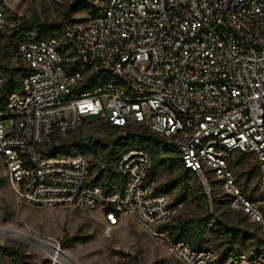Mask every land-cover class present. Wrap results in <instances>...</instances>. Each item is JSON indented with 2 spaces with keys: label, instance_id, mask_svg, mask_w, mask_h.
I'll return each mask as SVG.
<instances>
[{
  "label": "built area",
  "instance_id": "2783aa9c",
  "mask_svg": "<svg viewBox=\"0 0 264 264\" xmlns=\"http://www.w3.org/2000/svg\"><path fill=\"white\" fill-rule=\"evenodd\" d=\"M76 2L88 8L63 23L61 38L34 33L15 48L27 71L0 102V158L17 199L101 210L109 228L128 217L182 264H264V242L229 262L209 247L175 241L165 226L180 205L147 183V150L118 151L112 164L126 184L106 193L93 183L88 150L57 148L91 116L150 129L176 144L209 198L211 175L220 180L264 239V216L229 167L244 154L264 173V0ZM7 22L0 7V37ZM4 82L0 71V88Z\"/></svg>",
  "mask_w": 264,
  "mask_h": 264
},
{
  "label": "rangeland",
  "instance_id": "374dc122",
  "mask_svg": "<svg viewBox=\"0 0 264 264\" xmlns=\"http://www.w3.org/2000/svg\"><path fill=\"white\" fill-rule=\"evenodd\" d=\"M70 0H3L0 6L7 15L3 35L7 38L18 25L58 23ZM33 31L9 39L4 56L0 48V71L7 64L19 65L15 48L19 41L31 38ZM6 43L0 40V45ZM91 120L98 116H91ZM80 130L87 137L106 139L101 122L82 123ZM172 143V142H171ZM93 161V142H84ZM101 146V145H100ZM122 149V148H121ZM163 156V154H162ZM237 187L252 201L264 216V173L257 161L248 155H235L229 161ZM167 165L157 175L155 185H163L175 178ZM211 197L205 199L197 178L191 182L192 193L179 205L176 219H196L205 212L213 213L223 226H210L202 245L216 252L222 260L226 245V230H234L237 253L257 251L263 244L261 225L233 203V197L221 181L211 175ZM174 203L178 190L165 192ZM251 197V199L248 197ZM0 247L21 252L26 264H182L156 238L128 217L109 228L101 210L85 211L74 207H38L19 201L8 183L0 158ZM61 257H57L59 254ZM0 264H16L9 255Z\"/></svg>",
  "mask_w": 264,
  "mask_h": 264
},
{
  "label": "trees",
  "instance_id": "16d2710c",
  "mask_svg": "<svg viewBox=\"0 0 264 264\" xmlns=\"http://www.w3.org/2000/svg\"><path fill=\"white\" fill-rule=\"evenodd\" d=\"M70 1L63 14V18L58 23H34L30 26L18 25L12 28V33L7 38H5L2 33L0 40L6 42L0 45L2 56H4L6 52V45L4 44H7L9 39L16 38L21 33L33 31V33H36L35 39L55 36L61 38V27L63 23L80 10L88 8L81 2L71 4ZM2 4L3 0H0V6ZM3 70L5 73V82L0 88V102L4 101L8 93L21 88L22 78L26 75L27 71L26 67L21 63L19 65L7 64ZM97 120L98 119H96V121ZM94 121L95 120H90L89 122H86L85 120L82 123H91ZM99 122H101L104 131L108 133L106 139H100L93 136L87 137L78 127L70 133L68 138H60L57 145L59 151H64L65 149L85 150L84 142L88 139L90 143L93 142L95 155L100 156L98 152L100 149L102 157L100 156L99 160L95 158L96 160L93 161L91 168V171L94 174V184L100 185L106 193H111L115 189L122 190L126 182L124 176H122L112 164L114 156L121 148L140 147L147 150L153 159L150 173L147 177V183H155L161 166L167 165L170 171L177 175L167 183L157 186L156 190L164 193L178 190L174 202V204L178 205L184 201L188 193H192L191 182L194 178H197L196 174L182 164L177 146L173 141H169L147 128L136 127L133 129H125L113 126L108 122ZM120 133H123L125 136L123 139L115 141L114 137ZM203 195L207 201L208 196L204 192ZM248 197L251 199L249 195ZM213 224L220 227L223 226L221 221H219L213 213L205 212L196 219H175L171 223H168L165 226V229L170 232L175 241L186 242L191 247L197 248L205 245V237L209 234L210 226ZM226 236V245L222 251L223 256L231 257L229 262H235L240 253H237L235 249L233 241L235 237L234 230L227 229ZM251 251L253 252V250ZM6 255L12 257L16 264H26L20 251L12 248L0 247V258Z\"/></svg>",
  "mask_w": 264,
  "mask_h": 264
},
{
  "label": "water",
  "instance_id": "95a60500",
  "mask_svg": "<svg viewBox=\"0 0 264 264\" xmlns=\"http://www.w3.org/2000/svg\"><path fill=\"white\" fill-rule=\"evenodd\" d=\"M124 136L125 135L123 133H120V134H118L117 136L114 137V140L117 141L119 139H123Z\"/></svg>",
  "mask_w": 264,
  "mask_h": 264
},
{
  "label": "bare ground",
  "instance_id": "6f19581e",
  "mask_svg": "<svg viewBox=\"0 0 264 264\" xmlns=\"http://www.w3.org/2000/svg\"><path fill=\"white\" fill-rule=\"evenodd\" d=\"M57 254H59V253H57ZM59 256L61 257L62 255L59 254L57 257H59Z\"/></svg>",
  "mask_w": 264,
  "mask_h": 264
}]
</instances>
